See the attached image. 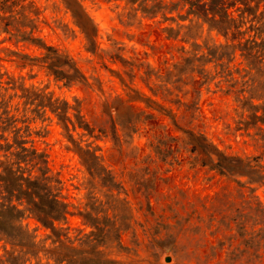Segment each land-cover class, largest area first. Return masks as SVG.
I'll list each match as a JSON object with an SVG mask.
<instances>
[{
  "label": "rangeland",
  "instance_id": "1",
  "mask_svg": "<svg viewBox=\"0 0 264 264\" xmlns=\"http://www.w3.org/2000/svg\"><path fill=\"white\" fill-rule=\"evenodd\" d=\"M35 1L45 20L41 22L39 34L47 42L67 49L87 80L67 85L43 68H20L6 59L0 60L2 69L21 76L20 80L27 86L35 85L70 102L74 98L80 100L84 117L99 133L96 143L101 147L102 164L112 175L109 179L91 176L78 155L65 147L66 139L54 119L47 124L46 135L32 136L34 144L47 151L48 165L61 179L62 193L71 203L62 223L67 226L69 239H82L92 229L78 213L84 209L87 190L92 188L104 207L105 201L112 199V206L106 212L110 216L116 214L111 217L115 225L106 237L99 236V239L121 240L125 248L112 246L109 254L120 261L116 264H264L263 181L250 182L247 175L222 174L200 161H191L195 152L190 150V145L169 138V135L181 136L183 132L173 126L168 116L146 107L143 101L131 102L156 115L146 123H139L133 133L126 134L117 127L118 139L112 137L113 112L107 111L106 104L117 94L124 95V89L111 69L123 72L132 65L136 74L134 87L170 108L179 125L203 132L225 152L260 155L264 165V139L260 138V130L255 125L248 129L251 134L256 132L258 140H255L242 129H235L241 111L235 93L227 91V81L222 79L216 84L223 76L199 86L184 74L182 79L187 83L179 81L177 88L175 83L169 84L172 94L164 95L160 91L152 94L141 79L144 70L162 71L171 66L181 59V44L190 48L188 42L179 37H166L154 20L120 19L126 0H82L97 25L99 46H118L126 62L106 58L104 66L96 55L85 49L83 34L60 0ZM63 23L67 28L60 25ZM4 36L0 34V55L6 46L31 54L39 52L35 45L15 44L13 40H3ZM205 36L206 31L198 42ZM208 36L215 41L223 40L214 31ZM153 80L150 85H154ZM46 123L37 119L31 125L38 128ZM26 221L31 228L36 226L32 219ZM36 232L40 238L45 230L38 228ZM7 247L0 239V258Z\"/></svg>",
  "mask_w": 264,
  "mask_h": 264
},
{
  "label": "trees",
  "instance_id": "2",
  "mask_svg": "<svg viewBox=\"0 0 264 264\" xmlns=\"http://www.w3.org/2000/svg\"><path fill=\"white\" fill-rule=\"evenodd\" d=\"M60 2L83 34L87 51L96 55L104 66L106 58L126 63L118 46H99L97 25L82 0ZM126 5L119 13L120 19L154 20L166 37H179L190 45L187 49L181 44V59L164 70H144L141 79L152 94L158 91L164 95L172 94L169 84L175 83L177 88V82L187 83L182 79L184 74L199 86L222 75L216 84L222 79L227 81V91L235 93L241 111L235 129H242L246 135L258 140L256 132L248 131L255 125L262 134L260 138L264 139V0H126ZM41 12L35 0H0L3 40L32 44L39 49L37 54H31L6 46L1 49L0 60L13 61L20 68H43L67 85L86 82L87 76L69 51L47 42L39 34L41 22H45ZM60 25L66 26L65 23ZM204 31L206 36L198 42ZM212 31L223 40L209 38ZM209 64L212 65L208 67ZM111 70L116 72L125 95L117 94L106 104L107 111L113 112L114 140L118 139L117 127L126 134L133 133L139 123H146L156 115L131 102L143 101L146 107L168 116L173 126L183 132L181 136L169 135V138L190 145V150L195 152L191 161H200L222 174L247 175L250 182H264L260 155L225 152L203 132L183 128L170 108L134 87L136 74L132 65L123 72ZM151 78L154 85H150ZM20 79L21 76L2 69L0 63V239L8 245L0 264L119 263L109 254L112 246L125 248L121 240L99 239L106 237L115 225L111 217L116 214L110 216L106 212L112 206V199L106 200L104 207L92 188L87 190L84 209H79L78 213L92 229L82 239H69L67 226L62 223L66 221L71 203L62 193L61 179L48 165L47 151L34 144L32 138L33 135H46L47 124L54 119L66 139L65 147L78 155L88 173L109 179L112 175L102 164L101 147L96 143L99 133L84 117L80 100L74 98L70 102L35 85L27 86ZM176 101L180 98L176 97ZM37 119L47 123L36 128L31 122ZM25 219H32L36 226L31 228ZM38 228L45 230L40 238L36 232Z\"/></svg>",
  "mask_w": 264,
  "mask_h": 264
},
{
  "label": "water",
  "instance_id": "3",
  "mask_svg": "<svg viewBox=\"0 0 264 264\" xmlns=\"http://www.w3.org/2000/svg\"><path fill=\"white\" fill-rule=\"evenodd\" d=\"M165 259H169V256H166Z\"/></svg>",
  "mask_w": 264,
  "mask_h": 264
}]
</instances>
